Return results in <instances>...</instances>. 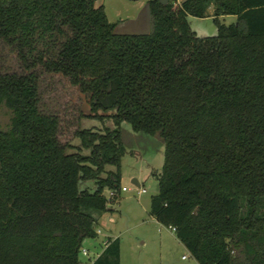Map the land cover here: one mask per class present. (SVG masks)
I'll list each match as a JSON object with an SVG mask.
<instances>
[{
  "label": "trees",
  "instance_id": "obj_1",
  "mask_svg": "<svg viewBox=\"0 0 264 264\" xmlns=\"http://www.w3.org/2000/svg\"><path fill=\"white\" fill-rule=\"evenodd\" d=\"M98 1L0 0V264H80L120 192L123 123L163 140L149 215L191 258L264 264V0H148L150 32L122 36ZM209 10L217 35L197 37L187 17ZM107 243L92 264H119Z\"/></svg>",
  "mask_w": 264,
  "mask_h": 264
},
{
  "label": "rangeland",
  "instance_id": "obj_2",
  "mask_svg": "<svg viewBox=\"0 0 264 264\" xmlns=\"http://www.w3.org/2000/svg\"><path fill=\"white\" fill-rule=\"evenodd\" d=\"M172 1L180 4L182 0ZM147 3L148 0H100L95 6L102 7L108 23L115 25L116 32L147 34L150 32ZM211 15L212 11L209 10V18L187 17L189 27L197 37L211 38L217 35V26ZM218 21L224 26L236 23L233 16L219 17ZM46 88V84H41L40 91L45 100L49 96ZM52 100L56 108L64 102L60 98L55 100L52 97ZM82 111L85 115L90 114L86 104ZM103 126L109 128L111 124L92 119L81 122L82 129L101 130ZM120 134L124 148L120 166V192H115L116 199L112 203L107 202L109 211L99 220L97 238L83 241L78 255L80 264H92L96 254L104 250L105 240H118L119 264H196L170 230L160 226L149 215L150 199L158 190L156 177L163 165V140L158 134L147 136L134 133L126 123L121 125ZM73 146L77 147L78 142L75 141ZM132 180L137 181L139 188L132 184ZM78 188L80 191L92 192L95 187L92 182H80ZM139 189L144 190L145 194H138ZM109 193L107 190L104 192L105 199ZM82 252H86L87 256H83ZM182 257L186 261H182Z\"/></svg>",
  "mask_w": 264,
  "mask_h": 264
},
{
  "label": "built area",
  "instance_id": "obj_3",
  "mask_svg": "<svg viewBox=\"0 0 264 264\" xmlns=\"http://www.w3.org/2000/svg\"><path fill=\"white\" fill-rule=\"evenodd\" d=\"M173 4L179 5V4H176L175 1L173 2ZM122 191H125V189H122ZM138 194H145V191L142 190V189H139ZM114 199H116L115 192H111L110 191V193L108 194V198L106 200H107V202L112 203ZM168 230H170L172 233H174V229H170L169 228ZM97 233L100 234L99 231ZM107 244H108L107 242H104V244H103L104 248L107 246ZM82 255L83 256H87V253L86 252H82ZM182 259H184V258H182Z\"/></svg>",
  "mask_w": 264,
  "mask_h": 264
},
{
  "label": "water",
  "instance_id": "obj_4",
  "mask_svg": "<svg viewBox=\"0 0 264 264\" xmlns=\"http://www.w3.org/2000/svg\"><path fill=\"white\" fill-rule=\"evenodd\" d=\"M133 1H136V0H133ZM158 1H159L160 5H162V6H165V5L168 3V0H158ZM184 1H185V0H182L181 4H183ZM126 34H133V33H118V32H114V33H113V35H120V36H122V35H126ZM132 184H133L135 187L139 188V184L137 183L136 180H132Z\"/></svg>",
  "mask_w": 264,
  "mask_h": 264
},
{
  "label": "crops",
  "instance_id": "obj_5",
  "mask_svg": "<svg viewBox=\"0 0 264 264\" xmlns=\"http://www.w3.org/2000/svg\"><path fill=\"white\" fill-rule=\"evenodd\" d=\"M170 233H172L171 231H170ZM173 234V233H172ZM174 235V234H173ZM176 239V238H175ZM176 241L178 242V243H180L177 239H176ZM104 242H107V240H105V241H103V244H104ZM181 244V243H180ZM182 245V244H181ZM183 246V245H182ZM104 247V246H103ZM103 251V250H102ZM102 251L100 252V253H98V254H96V258L102 253ZM184 251L186 252V254H187V256L188 257H190L191 258V256L189 255V253L185 250V248H184ZM182 258H184V257H182ZM181 258V259H182ZM182 261H186V260H183L182 259ZM197 264V263H196Z\"/></svg>",
  "mask_w": 264,
  "mask_h": 264
}]
</instances>
